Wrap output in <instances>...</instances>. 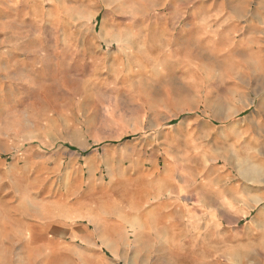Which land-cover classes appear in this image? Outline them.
<instances>
[{
	"label": "rangeland",
	"instance_id": "obj_1",
	"mask_svg": "<svg viewBox=\"0 0 264 264\" xmlns=\"http://www.w3.org/2000/svg\"><path fill=\"white\" fill-rule=\"evenodd\" d=\"M36 242L264 264V0H0V263Z\"/></svg>",
	"mask_w": 264,
	"mask_h": 264
},
{
	"label": "crops",
	"instance_id": "obj_2",
	"mask_svg": "<svg viewBox=\"0 0 264 264\" xmlns=\"http://www.w3.org/2000/svg\"><path fill=\"white\" fill-rule=\"evenodd\" d=\"M188 187H189V185H188L187 182H181L179 185H175L174 189H176L177 191H182V190L186 191V190H188ZM222 200L224 202L228 201V199H222ZM237 212H242V210L238 209ZM48 226L51 227V224H49ZM50 227H47V228H50ZM49 242H51V241H49ZM223 242L226 243V235H225V233H223ZM32 245H33V243H30L29 246L31 247ZM46 247H47V243L46 242H44V243H40V242L34 243V245H33L34 252L31 255L30 262L33 263V264H50L49 261H47L45 259H43V263L41 262V260H37V257L42 253V251ZM48 247H51V246L48 245ZM0 264H2V263H0Z\"/></svg>",
	"mask_w": 264,
	"mask_h": 264
},
{
	"label": "bare ground",
	"instance_id": "obj_3",
	"mask_svg": "<svg viewBox=\"0 0 264 264\" xmlns=\"http://www.w3.org/2000/svg\"><path fill=\"white\" fill-rule=\"evenodd\" d=\"M244 168H245V169H248V170L251 169V167H249L248 165H246L245 167H243V169H244Z\"/></svg>",
	"mask_w": 264,
	"mask_h": 264
}]
</instances>
